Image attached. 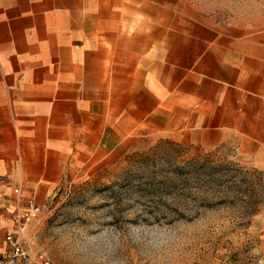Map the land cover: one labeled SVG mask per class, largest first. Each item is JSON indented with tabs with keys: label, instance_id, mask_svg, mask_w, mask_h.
I'll use <instances>...</instances> for the list:
<instances>
[{
	"label": "crops",
	"instance_id": "0c3cea01",
	"mask_svg": "<svg viewBox=\"0 0 264 264\" xmlns=\"http://www.w3.org/2000/svg\"><path fill=\"white\" fill-rule=\"evenodd\" d=\"M188 0H0V257L12 190L42 201L76 165L143 138L229 148L264 171V14Z\"/></svg>",
	"mask_w": 264,
	"mask_h": 264
},
{
	"label": "rangeland",
	"instance_id": "374dc122",
	"mask_svg": "<svg viewBox=\"0 0 264 264\" xmlns=\"http://www.w3.org/2000/svg\"><path fill=\"white\" fill-rule=\"evenodd\" d=\"M188 1L220 23L264 14V0ZM38 204L32 264H264V171L228 147L143 138L76 165Z\"/></svg>",
	"mask_w": 264,
	"mask_h": 264
},
{
	"label": "built area",
	"instance_id": "2783aa9c",
	"mask_svg": "<svg viewBox=\"0 0 264 264\" xmlns=\"http://www.w3.org/2000/svg\"><path fill=\"white\" fill-rule=\"evenodd\" d=\"M13 203H7L11 209V230L5 234L7 253L0 257V264H32L31 255L25 249L22 236L33 219L41 212L40 206L34 198H24L20 187L12 190ZM44 264H49L45 262Z\"/></svg>",
	"mask_w": 264,
	"mask_h": 264
}]
</instances>
